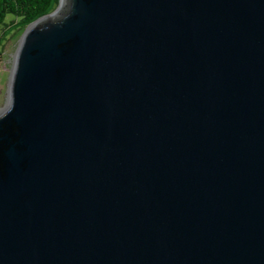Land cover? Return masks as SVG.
Returning <instances> with one entry per match:
<instances>
[{"label":"water","instance_id":"95a60500","mask_svg":"<svg viewBox=\"0 0 264 264\" xmlns=\"http://www.w3.org/2000/svg\"><path fill=\"white\" fill-rule=\"evenodd\" d=\"M0 264H264V0H59L28 25Z\"/></svg>","mask_w":264,"mask_h":264},{"label":"trees","instance_id":"16d2710c","mask_svg":"<svg viewBox=\"0 0 264 264\" xmlns=\"http://www.w3.org/2000/svg\"><path fill=\"white\" fill-rule=\"evenodd\" d=\"M58 5L59 0H0V24L10 36L19 30L24 32L28 25L54 12ZM8 16L12 19L6 22Z\"/></svg>","mask_w":264,"mask_h":264},{"label":"rangeland","instance_id":"374dc122","mask_svg":"<svg viewBox=\"0 0 264 264\" xmlns=\"http://www.w3.org/2000/svg\"><path fill=\"white\" fill-rule=\"evenodd\" d=\"M12 19L8 16L6 22ZM23 30L5 32L4 25L0 24V110L3 109L8 100V90L13 72L16 54L20 45ZM4 45V46H3Z\"/></svg>","mask_w":264,"mask_h":264},{"label":"bare ground","instance_id":"6f19581e","mask_svg":"<svg viewBox=\"0 0 264 264\" xmlns=\"http://www.w3.org/2000/svg\"><path fill=\"white\" fill-rule=\"evenodd\" d=\"M63 4H64V0H62V7H63Z\"/></svg>","mask_w":264,"mask_h":264}]
</instances>
